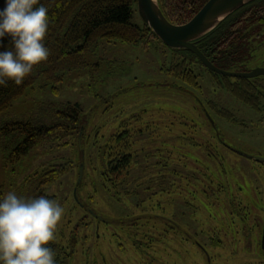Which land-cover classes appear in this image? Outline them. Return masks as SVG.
<instances>
[{
  "label": "rangeland",
  "instance_id": "374dc122",
  "mask_svg": "<svg viewBox=\"0 0 264 264\" xmlns=\"http://www.w3.org/2000/svg\"><path fill=\"white\" fill-rule=\"evenodd\" d=\"M131 22L142 25L136 12ZM250 46L245 70L264 64V28ZM86 62L55 92L37 78L0 114L2 124L51 103L82 110V137L53 135L15 163L0 155L4 196L22 198L28 177L66 164L43 188L65 210L50 242L55 264H264V164L224 147L264 158V77L223 79L152 36L102 40ZM181 62L193 78L176 76ZM122 153L129 165L106 182L100 159Z\"/></svg>",
  "mask_w": 264,
  "mask_h": 264
},
{
  "label": "trees",
  "instance_id": "16d2710c",
  "mask_svg": "<svg viewBox=\"0 0 264 264\" xmlns=\"http://www.w3.org/2000/svg\"><path fill=\"white\" fill-rule=\"evenodd\" d=\"M206 1L157 0L161 12L172 24H183L190 20ZM4 4L5 0H0V9ZM40 5L48 9L50 23L44 44L50 55L46 61L35 66L20 85L8 81L6 86H0V114L21 98L37 78H41L45 86L53 85L52 91L55 92V86L62 81L65 74L87 67L86 58L93 54L102 40L108 43L119 41L137 44L145 36L157 39L143 24L139 26L131 22L133 14H137L136 0H39L38 6ZM263 28L264 0H255L227 16L212 31L197 40L196 46L217 68L225 71H244V63L252 52L251 39L255 34L259 35ZM0 45V51L14 50L8 37L0 41ZM171 50L198 60L186 50ZM173 69L176 76L182 80L193 78L184 62L178 63ZM220 76L228 80V77ZM242 91L246 94L244 100H256L257 93L244 89ZM83 125L82 110L77 103H51L39 115L28 120L2 121L0 155L6 163L18 162L36 144L53 135H78L81 132L82 137ZM129 163L130 155L127 153L106 160L102 157L100 164L104 180L114 181L116 175ZM65 170L64 163L49 165L46 169L34 173L24 183L22 198L44 196L53 200V196L47 195L43 188L56 181ZM3 197V187L0 185V201ZM77 243L76 233L73 232L67 247L71 253ZM52 246L48 245L51 250ZM0 264L3 262L0 261Z\"/></svg>",
  "mask_w": 264,
  "mask_h": 264
},
{
  "label": "clouds",
  "instance_id": "9594fccd",
  "mask_svg": "<svg viewBox=\"0 0 264 264\" xmlns=\"http://www.w3.org/2000/svg\"><path fill=\"white\" fill-rule=\"evenodd\" d=\"M39 0H5L0 9V41L10 38L14 50L0 51V86L20 85L33 68L46 61L44 41L50 19ZM2 46V45H0ZM64 208L40 196L19 198L12 192L0 201V261L3 264H55L48 247Z\"/></svg>",
  "mask_w": 264,
  "mask_h": 264
},
{
  "label": "water",
  "instance_id": "95a60500",
  "mask_svg": "<svg viewBox=\"0 0 264 264\" xmlns=\"http://www.w3.org/2000/svg\"><path fill=\"white\" fill-rule=\"evenodd\" d=\"M255 0H207L193 17L183 24L170 23L161 12L157 0H136L137 14L142 24L165 47L183 49L197 57L212 73L236 79H252L264 76V68L256 67L248 72L225 71L214 66L197 48L196 41L212 31L227 16ZM235 154L252 162L263 163L264 158L249 156L244 152L225 145ZM83 165H80L77 184L81 182ZM264 243V232L262 245Z\"/></svg>",
  "mask_w": 264,
  "mask_h": 264
},
{
  "label": "flooded vegetation",
  "instance_id": "af4514ba",
  "mask_svg": "<svg viewBox=\"0 0 264 264\" xmlns=\"http://www.w3.org/2000/svg\"><path fill=\"white\" fill-rule=\"evenodd\" d=\"M256 67H261V68H264V64H260V65H257V66H255V67H253V68H256ZM253 68H251V69H247V70H244V71H238V70H236V71H234V72H248V71H251ZM258 77H264V76H258ZM255 78H257V77H255ZM234 79H236V78H234Z\"/></svg>",
  "mask_w": 264,
  "mask_h": 264
}]
</instances>
